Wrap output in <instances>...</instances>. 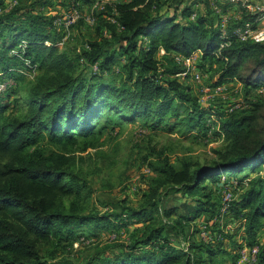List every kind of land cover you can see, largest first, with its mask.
Instances as JSON below:
<instances>
[{"label":"trees","instance_id":"16d2710c","mask_svg":"<svg viewBox=\"0 0 264 264\" xmlns=\"http://www.w3.org/2000/svg\"><path fill=\"white\" fill-rule=\"evenodd\" d=\"M82 1L89 5L92 0ZM205 1L126 0L107 4V17L113 22L102 19L99 32L106 30L108 36L86 43L78 55L57 46L61 32L53 29L49 20V30L56 34L53 37L34 23L8 27L9 42L0 49L22 68H36L37 74L17 111V99H13L11 109L5 101L0 102V264H68L54 257L44 259L38 246L52 239L67 241L76 227L109 223L104 215L83 214L76 209L75 199L84 181L69 169L68 155L60 149L74 143L75 135L92 134L95 119L106 109L122 112L129 121L141 119L150 129L168 124L167 130L185 126L186 133H194L201 126L206 132L213 123L216 127L211 132L223 144L203 164L181 161L174 165L165 157L149 162L157 175L149 180L140 206L127 214L144 223L140 239L124 254L83 264H237L239 243L231 242L236 253L212 246L222 239L220 234L208 241L187 243L184 248L170 244L161 234L168 227L180 235L181 222L207 212L203 209V200L208 198L203 193L208 188L206 182H217L221 174L243 169L256 171L259 165L262 172L244 178L246 187L229 207L243 219L244 244L257 248L255 264H264V237L260 242L256 239L258 231L263 230L264 235V89L259 90L264 88V42L229 36L220 47L218 21H212L215 14ZM198 3L202 9L193 8ZM256 16L253 13L246 19L253 23ZM160 50L163 52L158 55ZM195 50L199 51L197 66L214 76L211 85L235 80L244 96L258 99L246 109L243 101V107L229 113H224L222 105L202 107L175 78L182 67L171 56H188ZM77 56L95 65V79L110 70L116 56L123 57L122 79L116 85L85 83V78L74 73ZM16 93L3 91L0 98ZM237 180L243 185V177ZM169 192L193 197L192 215L173 217L177 209L162 208L161 199ZM66 196L73 200L65 206L60 200Z\"/></svg>","mask_w":264,"mask_h":264},{"label":"rangeland","instance_id":"374dc122","mask_svg":"<svg viewBox=\"0 0 264 264\" xmlns=\"http://www.w3.org/2000/svg\"><path fill=\"white\" fill-rule=\"evenodd\" d=\"M197 5L196 9L199 10L201 6L199 3ZM106 6L107 4L102 8L99 7L100 9L90 10V4L87 5L82 0L80 2L73 0H0V45L9 42L6 36L8 27L15 28L21 22L34 23L40 31L53 37L56 34L49 30L47 23L49 20L52 28L61 32V37L56 42L57 46L68 49L72 55H78L80 49L86 47V43L91 40L102 41L100 35L108 36L106 30L99 32V28L103 27L102 19L113 21L111 17H107L110 11ZM208 6L217 9L209 3H207ZM100 11H104L105 14H99ZM220 13V11L214 12L215 15L211 16L212 21H218L216 17H219ZM70 16L73 20L67 22ZM160 54L161 52L158 53ZM198 61V55H196L190 60V64L193 66V71L201 74L200 81H193L189 74L183 78L175 77L196 97L200 94V85H210L214 81L212 72L200 69L197 66ZM123 63L124 58L116 56L110 70L95 79L92 78L96 71L95 66L77 56L74 73L85 78V83H94V86L96 83L99 85L103 82L116 85L123 76L121 68ZM4 68L10 70L0 72V93L3 91H9V93L16 91L17 93L12 94L13 96L10 94L11 96L6 97L5 100L0 98V102L5 101L11 109L13 99H17V107L14 109L17 111L21 107L20 102L24 99L26 88L33 81L37 70L34 67L22 68L19 62L7 57V53L0 49V70ZM212 69L211 67L210 70ZM256 99L258 98L254 95L244 96L241 85L232 81L228 82L220 93L205 99L204 103L207 106L217 107L228 101L240 100L241 103L244 101L246 109L249 103ZM123 117L122 112L102 110L95 119L92 134L75 135L74 143L71 145L66 143L60 148L68 155L69 169L77 173L84 181L79 196L76 197L77 199L74 198L76 209L83 214L104 215L109 223H91L76 227L67 241L55 242L52 239L51 242L39 245L38 249L44 259L54 257L55 260L68 264H83L87 261L111 258L126 253L128 247L140 239L144 227V223L136 222L127 214L130 209L140 206L141 195L145 192L149 180L157 175L147 164L159 161L163 157L174 165H178L181 161L203 164L210 161L214 157L213 151L223 144L221 138L215 132H211L216 127L213 123H210V131L204 132V129L199 126L200 128L194 133H186L185 126L167 130L168 124H161L155 129H150L148 124L141 119L129 121ZM85 144L89 147L83 150L82 147ZM255 169L256 171L252 172L249 169H243L236 174H221L216 179L217 182H206L208 188L203 193L208 195V198L203 200L206 201L203 209H207V212L200 213L192 221L181 222L182 233L180 235L175 233V228L173 231L165 227L161 236H164L170 244L184 248L187 243L208 241L220 234L222 239L212 243V246L236 253V246H231V242L237 244L241 241L243 219L239 217L240 215H234L229 206L232 200L238 198L241 189L246 187L244 178L260 174L263 166L259 165ZM239 177H243V185L242 181L238 182ZM225 191L230 192V201L227 202V210L221 212L220 206L224 203ZM72 198V196H66L60 200L61 204L66 206L73 200ZM193 199L180 192H169L168 195L162 197L161 205L164 209H177L173 217L182 213V215H192L191 211L195 204ZM263 237V230L258 231L257 241L260 242ZM142 249L149 248L143 247ZM237 264L248 263L246 260L238 262L237 259Z\"/></svg>","mask_w":264,"mask_h":264},{"label":"built area","instance_id":"2783aa9c","mask_svg":"<svg viewBox=\"0 0 264 264\" xmlns=\"http://www.w3.org/2000/svg\"><path fill=\"white\" fill-rule=\"evenodd\" d=\"M116 1H126V0H111V1L108 0V2H107V0H92L90 2V10L97 9V8L100 9L103 7V5H105V4L110 5L111 3H114ZM232 1H242V2L246 3V0H232ZM76 2H78V1H76ZM251 9H252L253 13L257 14V16L254 19V22L253 23L244 22L243 24H241L238 27H233L231 30H227V28H226V24H227L226 15L223 13H220V15L218 17V30H219V36L221 38V43L219 45L220 47L226 44V39L229 36H233L234 38H236L239 41L251 40L254 42H264V22H261V20H264V0H259L258 3H255L254 5H252ZM193 16H194V14L192 13L190 17L192 18ZM72 20H73V17L70 16V18L67 19V22L72 21ZM87 20H89V19H87ZM111 22H113V21H111ZM61 40H62V38H61ZM44 43L46 45L49 44L48 41H45ZM160 52L162 53L163 51L160 50ZM194 52H197V54H194ZM198 54H199L198 50L193 51L188 56H181L179 54L173 53L171 55L173 60L176 63L182 65L181 72L175 74V76L183 78V77H185V75L189 74L190 78L193 81H195V82L200 81L201 74L198 71H193V66H192V64H190V60L193 59ZM93 66H95V65H93ZM232 81L236 82L238 85H240L239 82H237L235 80H231L228 82H232ZM228 82L221 83V84H213V85H211V84L210 85H203V84L200 85L199 86V93L200 94L197 97L198 103L202 107H207V104L204 103V100L210 96H213L214 94L220 93L223 89H225L226 84ZM261 90H263V89H261ZM222 106H223L222 110L224 111V113H229L235 109L243 107V102L241 103L240 100H238V101L233 100V101L226 102ZM209 119L213 120L214 116L211 115ZM230 195L231 194L229 191H225V194L223 197L224 203L220 206L221 212H225L227 210V208H228L227 202L230 201ZM207 239H209V238H207ZM240 239H241V241H238V243L240 244V248L238 250V262L246 260V262L248 264H255V253H256V249H257L256 246L253 245L251 247H248L244 244L242 236H240Z\"/></svg>","mask_w":264,"mask_h":264},{"label":"crops","instance_id":"0c3cea01","mask_svg":"<svg viewBox=\"0 0 264 264\" xmlns=\"http://www.w3.org/2000/svg\"><path fill=\"white\" fill-rule=\"evenodd\" d=\"M206 1L212 7L217 8V9L210 8L208 6L212 14H214V12L220 11L221 13L226 15L227 17L226 27H227L229 23L230 24L239 23L241 25L244 22H250L246 18H248L249 15L253 14L251 7L255 3H258L259 0H246V3L242 1H232V0H206ZM197 6H198L197 4H194L193 8L196 9ZM261 22H264V20H261ZM240 25H237V26L228 25L229 28H227V30H231L233 27H238ZM194 54H197V52H194ZM241 231H242V227H241Z\"/></svg>","mask_w":264,"mask_h":264}]
</instances>
